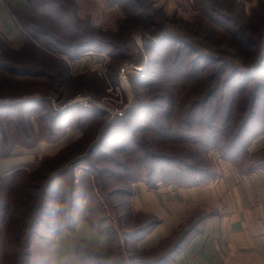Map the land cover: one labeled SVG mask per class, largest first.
<instances>
[{"label": "rangeland", "instance_id": "rangeland-1", "mask_svg": "<svg viewBox=\"0 0 264 264\" xmlns=\"http://www.w3.org/2000/svg\"><path fill=\"white\" fill-rule=\"evenodd\" d=\"M57 1L68 9L70 2H74L78 16L89 26L83 21L74 22L79 31L74 32L70 39H57L54 35L59 43L38 36L44 47H58L50 48L56 54L54 57H48L45 52L37 53V65L34 66L42 76L38 80L2 84L0 94L3 96L16 93L15 96H38L45 100L25 106L36 109L26 112L29 120L20 117V114L15 117L0 114V158L5 155V148L11 147L12 153L16 148L30 151L34 149L31 146L34 138H50L49 127L54 111H62L64 106L72 103L76 109L68 113L65 125L67 131L78 132L72 142L79 140L55 159L48 158L39 162L35 157L32 162L13 167L12 171L0 175L5 176L4 181H0V264H44L48 245L45 237H50L46 226L52 225L47 216L50 207L47 194L48 205L43 222L35 227L30 239L28 224L41 202L48 177L68 166V161L73 158L80 157V160L75 159V163L68 169L65 185L70 191L69 175L79 166L80 175H76V178L85 185L77 187L79 194L85 195L82 210L99 212L118 230L121 227L116 216L122 214L119 213L122 208L116 210L113 205L120 197L105 198L107 192L111 193L118 186L129 187L130 181L152 174L156 171L154 169L167 168L171 175H176L178 172L175 171L182 167L177 163L187 162L197 165L195 168H205L211 158L217 162V151H204L198 146L192 147L193 154L189 156L191 160L179 156L178 152L183 150L180 145L174 146L175 151L166 152L169 147L159 140L162 134H168L164 128L175 118L172 117L174 112L167 109V103L172 107L176 105L172 99L167 98L165 102L160 99L164 95L175 98L177 89H182L189 93L186 98L189 100L205 91L206 86L215 80L216 74L209 68L206 74L203 73L206 81L180 77L189 71V61L195 55V46L198 44L220 51L228 59H251L252 48L241 45L245 36L240 27L252 29L264 9V0H67L68 4H65V0H62L64 3ZM46 2L39 0L31 6L52 7L51 0V5ZM139 13L144 14L139 17ZM24 16L23 21L28 25L52 34L55 25L39 21L32 10ZM230 29H237L239 34L230 35ZM165 30L184 33L181 35L193 41L177 42L178 39L169 38L156 47V52L146 48V45L151 44L146 43L150 37ZM248 33L253 39L261 37L264 34V22L258 25L256 31ZM48 40L51 45L47 44ZM7 42L13 49H19L23 41L20 44ZM176 42L180 43L181 51L176 50L175 44H170ZM72 44L80 46H65ZM3 51L2 61L12 65L9 59L14 60L18 55L9 53L8 47L6 51L3 48ZM204 63L201 61L199 67ZM151 70L153 76L150 77ZM260 73H264V68L254 76L258 80H244L246 88L239 87L243 85L241 78L223 84L221 93L224 98L228 95L230 98V103L225 102L226 109H230L234 117L238 112L233 110L236 105L239 108L247 107L253 97L259 98L258 104L264 98V76ZM176 77L187 85L180 86ZM239 91L243 92L239 94ZM159 103L166 104L163 107L167 113L158 112L160 116H165L158 125L154 109L150 112L149 108L140 106L155 105L157 108ZM262 105L264 107V102ZM72 120L80 124V130L69 128L68 124ZM121 120H125V123L121 124ZM109 124L112 127L118 125L119 137L116 136V127V134L112 132L101 147L94 146L104 132V127ZM34 132L37 135L40 133V136ZM199 157L203 163L199 162ZM155 173L162 175L166 172ZM88 174L93 183L103 186L102 189L97 187L92 190L87 187L89 180L85 175Z\"/></svg>", "mask_w": 264, "mask_h": 264}, {"label": "trees", "instance_id": "trees-1", "mask_svg": "<svg viewBox=\"0 0 264 264\" xmlns=\"http://www.w3.org/2000/svg\"><path fill=\"white\" fill-rule=\"evenodd\" d=\"M25 1L28 3V8L22 9L9 7V14L11 15L19 33L23 37V42L21 43L20 48L13 49L12 47H10L9 43L0 34V87L3 83L5 84L9 82L16 83L20 81L26 82L38 80V78L41 77L42 74L40 73L38 68L34 66L37 65L35 60L37 53L41 54L45 52L46 55L48 54V57H54L56 55L54 54V50L51 51L50 48L53 47V49H55L58 47H44L41 44V37L38 36L47 37L48 39L53 40L57 43H59V41H56L53 37L54 35H52L51 33L48 34L42 31L41 29L34 28L33 26H30L25 23L23 21L25 20L24 17H26L24 16L25 14L31 12L32 10L39 21L41 20L38 18L37 14H43L45 19L41 22L50 23L53 25H55L56 23L54 17L63 16L64 14H71L74 17V22L83 21L85 23V20L80 19V17L78 16L77 8L75 7L74 2H70L69 0L68 1L70 2V9H68L66 5L59 3L57 0H51V3L54 6L52 5V7L47 8H40L38 5L37 7L31 6V4L39 0ZM61 2L64 3L62 0ZM51 3L50 0H47L46 2V4L49 5H51ZM65 4H68L67 0H65ZM143 14L144 13H139V17L143 16ZM256 19V25L253 26L252 29L248 30L247 27H240L242 29V35L245 36V39L241 45L244 48H252L253 57L251 59L242 61H236L231 58L228 59V57L220 51H216L204 45L202 46L198 44L195 46V55L191 57L189 61V71H186L185 74L180 77H183L187 80L192 78L196 81H200L203 79H205L206 81L205 72L209 68L215 72V80L210 85L206 86L205 91L201 92L195 97L190 98L189 100L186 99L189 93H186V91H182V89H177L178 94L175 96V98H169V95L167 97L166 95H164V97L162 98L160 97V100L162 102H165L168 98L170 100L172 99L176 105V107H172L169 102L167 103V109L169 111L174 112L172 117L175 118L172 119V122H169L168 126H166L165 128L163 127L164 130L168 132V134H162V139L159 140L161 143H163V145L169 147L166 152L171 153V151H175V145H180L183 150L182 152H178L179 156L184 159L189 158L191 160L189 156H192L193 154V152L191 151L192 147L198 146L203 148L204 151H217L219 154L218 160L220 162H229L237 169L240 174H249L256 169H264V148H261L260 150H257L255 152H249L248 150L251 141L264 131V107L262 105V103L264 102V98L261 99L259 104V98L256 99V97H253L252 100L248 101L250 103L247 105V107L239 108V106L236 105L233 110H237L238 112L235 114L234 117L233 113L230 114V109L227 111L225 105V102L230 103V98L228 99L229 95L224 98V95L221 93L223 84L226 85L230 83V81L235 82L240 78L243 79V85L239 87L246 88V86L244 85V80L247 78L248 80H250V78L258 80L257 76H254L258 74L262 68H264V34L258 39H253L252 35L248 33V31H250V33L256 31L258 29V25L264 22V9L262 16ZM85 25L89 26L86 23ZM74 27V32L79 31V27L75 23ZM222 29L228 31V29ZM181 34L184 33H177L170 30L159 32L158 34L153 35L149 38V40L146 41V43L151 42V44L146 45V48L156 52V47L169 38L178 39L177 42H179V40L183 42H187V40H192L186 39V37ZM238 34L239 31L237 29L233 31L232 29H230V35L236 36ZM239 39L241 40V37H239ZM46 42L47 44L51 45V42L49 40ZM177 42L170 44H175V46L177 47L176 50L181 51V49L179 48L180 43ZM65 46L69 48H76L80 45L72 44ZM7 47L9 49V53H14L18 55V57L14 60L9 59L12 65H9L2 61L3 54L5 53L3 51V48L6 51ZM201 61H205V63L202 67H199V63ZM152 70L149 74L150 77L153 76ZM162 72H164V70H162ZM260 74L264 76V73ZM176 81H178L179 85L182 87L185 84L187 85L186 82H183L179 78L177 79V77ZM207 89L209 90L207 91ZM242 92L243 91H239V94H241ZM15 95L16 93H13L11 95H8L7 93L4 96L3 94H0V114H5L4 116L11 115L14 117L17 116V114H20V117L29 120V117L26 118V112L30 110L35 111L36 109H34V107L27 108L25 106L30 103H42V101L45 100L41 99V97L38 96L24 97V95H22L20 97ZM262 95H264V93ZM226 99L227 101H224ZM163 106H166V104L159 103L157 104V108H155V105H144L140 107L149 108L150 112L153 108L155 112H152L156 116V120H154L159 125V122H161L165 116H160L158 112L162 114L167 113ZM75 109L76 105L72 103L64 106V109L62 111H54L55 114L51 117L49 127V134L51 137L34 138L31 143V146L34 148L39 142L56 143L62 137H64L68 129V127L65 125L67 121V115L71 110ZM86 114L89 115V112H87ZM230 117L232 118L230 119ZM115 119H117V117ZM120 123H125V120H121ZM68 125L69 128L72 130H80L81 127L79 123H74L73 120ZM116 127L118 130L117 134ZM104 129V132L101 133L100 138L95 142L94 146L101 147L103 142L106 139L108 140L110 138L112 132H114L116 136L119 137L118 125L112 127L111 124H109L106 125ZM125 132L128 133L127 130ZM34 133L36 134V132ZM39 134L36 135L40 136ZM78 140L79 138L71 144H67L66 146L62 147L56 155H42L41 157H38L36 161L40 162V160L48 158L55 159L59 155L70 149ZM1 146L2 142L0 148H2ZM3 153L5 155L0 158L1 161L4 159H10L13 155L11 147L5 148L3 150ZM90 154L91 153H89V155ZM75 159L76 158L69 160V164H67L68 166L60 168L59 170L51 174L48 179L50 177L59 175L63 177L64 182H67L68 177L66 174L70 170L69 168L72 166V164L75 163L76 160H80V157H77L76 160ZM197 159L200 163H203L200 157ZM177 161L185 162L181 159H177ZM185 163H177L183 168L181 167L177 169L175 171L178 172L176 175H171L168 172L169 169L167 168L154 169L156 171L166 173L160 175L155 173V171L154 173L148 174L143 178H137L133 181H130L129 187L118 186L111 193L108 194L107 192L105 198H111L112 196L120 197L117 200V203H115L113 206L116 210L122 208L119 211V213L121 212L122 214L118 215V217L116 216L117 223L120 224L121 228L120 230L115 229L110 224V230L113 234L115 245L126 264H163L164 262L171 260L172 257L187 242L190 235L197 232L199 229V225L205 218H207L208 213L202 210L196 211L184 223L174 229L167 238L162 239L159 245L152 250H143L137 252L131 251L129 250V248L128 250H126L127 246L124 245L121 240V237L124 238L126 235L132 233H140L146 230L149 226L151 227L152 225H154V223L156 222L155 219L150 215L136 213L133 211L130 198L132 195V185L134 183L141 181L146 183L148 187L151 188L156 187L158 184L195 186L213 181L220 174L218 161H213L212 158L208 163V166H206L205 168H195V166L197 165H193L192 163H187L189 164L187 165ZM11 175H13V173L10 174V176ZM85 176H87L89 180V185L87 187H91L92 190L97 189V187H100V189H102L103 186L92 182L90 174ZM69 177L70 191L69 195L67 196V199L69 200V204L71 206V211L69 215L76 217H84L89 212H84L82 210V207L84 206L83 200L85 198V195L79 194V190L77 189V187H84L85 185L81 183L79 179L76 178V175L71 174L69 175ZM4 179L5 176L0 177L1 182H3ZM100 199H103V197ZM47 205L48 202L46 201V191L44 189V192H42L41 195V202L34 214H32L33 216H31L30 222L28 224V239H30L32 233H34L35 227H37L40 223L43 222V217L45 216ZM127 214H131V216ZM135 216H138V218L136 219ZM143 217H146V219L140 220V218ZM46 227H48L47 230L50 234V237L45 238L47 240V244H50L53 237L57 235V233L52 230V225H47Z\"/></svg>", "mask_w": 264, "mask_h": 264}, {"label": "crops", "instance_id": "crops-1", "mask_svg": "<svg viewBox=\"0 0 264 264\" xmlns=\"http://www.w3.org/2000/svg\"><path fill=\"white\" fill-rule=\"evenodd\" d=\"M9 7L28 8L25 0H0V34L6 41L20 44L22 35L9 14ZM67 131L56 143L39 142L34 149L16 148L14 156L0 161V175L21 167L42 155L54 156L77 138ZM76 136V138L74 137ZM264 147V131L250 143L248 150ZM219 176L195 186L144 182L132 185L130 198L134 212L150 215L154 225L140 233L121 237L131 251L152 250L160 241L196 211L207 214L197 232L163 264H264V169L240 174L229 162L218 160ZM55 235L51 245L55 242Z\"/></svg>", "mask_w": 264, "mask_h": 264}, {"label": "clouds", "instance_id": "clouds-1", "mask_svg": "<svg viewBox=\"0 0 264 264\" xmlns=\"http://www.w3.org/2000/svg\"><path fill=\"white\" fill-rule=\"evenodd\" d=\"M43 21V14H37ZM52 34L57 39H70L75 31L71 14L54 17ZM80 175L79 166L73 169ZM50 197L47 216L52 230L57 233L55 242L46 248L44 264H126L119 253L110 230V221L97 211L84 217L70 216L69 191L62 176L50 177L45 185ZM70 222V226H69Z\"/></svg>", "mask_w": 264, "mask_h": 264}, {"label": "water", "instance_id": "water-1", "mask_svg": "<svg viewBox=\"0 0 264 264\" xmlns=\"http://www.w3.org/2000/svg\"><path fill=\"white\" fill-rule=\"evenodd\" d=\"M57 111H59L58 109H56Z\"/></svg>", "mask_w": 264, "mask_h": 264}]
</instances>
